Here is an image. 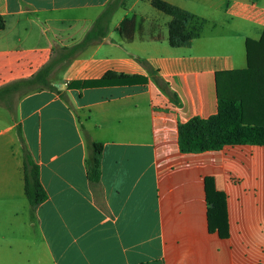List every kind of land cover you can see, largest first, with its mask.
I'll return each mask as SVG.
<instances>
[{"label":"crops","instance_id":"1","mask_svg":"<svg viewBox=\"0 0 264 264\" xmlns=\"http://www.w3.org/2000/svg\"><path fill=\"white\" fill-rule=\"evenodd\" d=\"M164 1L192 14L198 35L189 45H169L171 17L151 0H122L103 37L60 71L57 91L0 104V264H264V145H178L179 123L217 112L216 73L247 67L245 41L262 36L264 0ZM108 2L0 0V87L81 41ZM130 17L127 41L119 27ZM107 70L146 82L69 85ZM85 134L103 146L97 184L87 178ZM23 144L47 193L34 208ZM206 177L225 195L227 237L208 229Z\"/></svg>","mask_w":264,"mask_h":264},{"label":"trees","instance_id":"2","mask_svg":"<svg viewBox=\"0 0 264 264\" xmlns=\"http://www.w3.org/2000/svg\"><path fill=\"white\" fill-rule=\"evenodd\" d=\"M122 0H109L95 19L92 27L81 41L57 47L50 60L32 76L13 81L0 87V104L10 109L11 97L24 95L41 89L57 91L54 86L56 74L93 41L105 34L109 18ZM151 5L169 15L168 42L172 47L187 46L198 35L196 26H189L193 19L190 12L164 0H151ZM4 26L0 15V29ZM134 17L124 19L119 27L121 37L127 41L133 38ZM247 67L241 70L216 73L218 108L207 118L191 117L178 124V145L181 152L218 150L228 144L264 145V31L258 41L246 39ZM149 71H152L149 68ZM152 73V72H151ZM219 80H224L226 92L219 91ZM153 81L171 100L178 103L177 95L167 83L154 75ZM146 77L138 74L124 75L107 70L97 79L75 80L69 85L77 88H92L111 85L145 83ZM10 98V100H8ZM90 154L86 159L87 178L97 184L100 176V159L103 146L85 134ZM23 189L31 208L47 199V193L40 183L39 167L26 146L22 145ZM207 202V223L209 231H216L220 237H227V213L225 195L215 189L212 178L204 179Z\"/></svg>","mask_w":264,"mask_h":264},{"label":"rangeland","instance_id":"3","mask_svg":"<svg viewBox=\"0 0 264 264\" xmlns=\"http://www.w3.org/2000/svg\"><path fill=\"white\" fill-rule=\"evenodd\" d=\"M60 73L61 72H58L55 76L58 77L60 75ZM152 79H154V74H152ZM218 85H219V91L221 93H225L226 92V84H225L224 80H219Z\"/></svg>","mask_w":264,"mask_h":264}]
</instances>
